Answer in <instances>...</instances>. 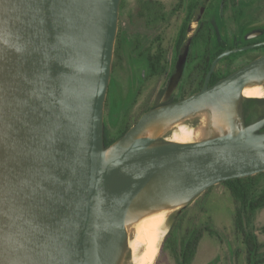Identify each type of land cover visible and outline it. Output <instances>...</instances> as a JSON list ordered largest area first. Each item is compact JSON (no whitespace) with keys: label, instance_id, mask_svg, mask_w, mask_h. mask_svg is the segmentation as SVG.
Masks as SVG:
<instances>
[{"label":"water","instance_id":"1","mask_svg":"<svg viewBox=\"0 0 264 264\" xmlns=\"http://www.w3.org/2000/svg\"><path fill=\"white\" fill-rule=\"evenodd\" d=\"M120 2L0 0V264H119L140 196L146 208L183 209L264 172V115L244 122L240 97L264 78V54L208 86L221 59L264 43L225 50L198 92L148 110L104 147ZM205 105L234 106L242 129L194 143L138 138Z\"/></svg>","mask_w":264,"mask_h":264},{"label":"flooded vegetation","instance_id":"2","mask_svg":"<svg viewBox=\"0 0 264 264\" xmlns=\"http://www.w3.org/2000/svg\"><path fill=\"white\" fill-rule=\"evenodd\" d=\"M246 1L248 0H236L234 8L229 6V9L221 11L223 16V24L221 25L217 24L216 21H208L218 14V7L214 9V5L219 2L218 0H177L172 8L166 6L162 0H138L137 5L130 13L127 11L126 0H121L119 22L123 24V27L119 25L117 55L116 57L113 56V67L122 63L123 56L130 54L128 57L132 73L130 85L134 90L130 100L126 101L122 108L127 105H135L137 93L148 83L156 82L159 84L155 97L157 103L154 101L153 105H164L181 100L183 99L180 98L182 94H192L200 86L203 87L204 82L201 85L199 77L202 73L201 39L205 20H207L211 30L212 39L217 41L218 36H220L225 41L224 45L228 48L226 50L264 43V25L258 23L260 12L254 10V2L258 0ZM241 14L243 19H240L239 15ZM176 17L178 22L175 37L170 47L171 20L172 18L176 19ZM194 24L195 29L192 31ZM148 34H152L151 37ZM193 43H195L194 54L191 53ZM238 53L241 55L235 59L231 58V55L234 54L225 57L228 58V61H224V58L221 59L218 64L221 63L223 67L220 66L221 64H217L214 71L219 70L223 75L229 69L241 68L263 55L264 45L254 46ZM230 60H233L234 63L232 62L231 68H228ZM243 62L245 64L241 65ZM175 76L178 77L175 84V95L164 100L165 93ZM110 89L108 86L107 93L110 92ZM104 126L106 124L103 121V132ZM262 248L261 252L264 253ZM242 249L245 258L243 246ZM240 252V250H235L233 257H238Z\"/></svg>","mask_w":264,"mask_h":264},{"label":"trees","instance_id":"3","mask_svg":"<svg viewBox=\"0 0 264 264\" xmlns=\"http://www.w3.org/2000/svg\"><path fill=\"white\" fill-rule=\"evenodd\" d=\"M218 1V4L214 5V9L218 7V14L214 15L208 21H216L217 24L222 25L221 11L229 9V6L234 8L236 0ZM239 16L240 19H243L242 14ZM210 33L211 30L208 26V22L205 20L201 39L202 73L199 77L201 85L205 80L213 60L222 53V51L228 49L224 45L225 41L221 39L220 36H218L217 41H215L212 39ZM116 52L117 36L113 54L115 57L117 55ZM191 53H195V43L192 44ZM240 55V53H237L231 55V58L235 59ZM227 59L228 58H224L223 60L228 61ZM232 62L233 60L229 61L228 68H231L234 63ZM220 64L221 63L218 65ZM243 64H245V62L241 65ZM237 69L239 68L236 67L235 69H229L223 75H221L219 70H215L211 75L208 86H212L217 81ZM200 89L201 86L197 88L196 92ZM196 92H193L192 94ZM192 94H182L180 98ZM132 106L133 105H127L121 109L112 130L108 129L107 126H104L103 145L105 148L121 138L132 126V124L129 123V114ZM158 106L161 105H153L151 108H144L140 116L137 117L136 122L145 112ZM244 113L248 120H254L264 115V99H245ZM217 186H221L226 190L233 205V232L244 248L246 264H264V253L261 252L262 245L259 243L256 235L257 231H264V226L258 229L255 225L257 214L264 209V172L250 177L229 180L210 187L191 204L174 214L171 225L162 241L161 252L166 254L173 264H192L197 254L199 244L204 236L219 240L220 237L212 225V221L208 214L209 208L207 207L208 197Z\"/></svg>","mask_w":264,"mask_h":264},{"label":"rangeland","instance_id":"4","mask_svg":"<svg viewBox=\"0 0 264 264\" xmlns=\"http://www.w3.org/2000/svg\"><path fill=\"white\" fill-rule=\"evenodd\" d=\"M137 1L138 0H126V7L129 13L132 12V10L135 8V6L137 5ZM162 1H164L166 6H169L170 8H172L177 2V0ZM246 2H249V0ZM254 10L260 12V20L258 21V23L264 25V0H258L254 2ZM221 19L223 20L222 15ZM119 21L120 19L118 17L117 34L119 30V25L120 27H123V24H121ZM177 22V17L176 19L172 18L171 29L169 32L170 47L175 37V29ZM194 29L195 24L193 25V28L191 30L194 31ZM151 35L152 34H150L149 36L151 37ZM123 57L124 59L122 60V63L116 64L114 67V62L112 61L111 75H113V78L111 79L110 75L109 86L111 89L110 92L107 93L104 105L103 121L105 122L107 128L110 130H112L113 126L115 125V122L118 118L119 110L123 106H125L126 101L128 102L132 94L134 93V90L130 85L132 75L128 59V57H130V54H126ZM220 66L223 67L222 64ZM177 80V76L172 79L165 93L164 100H167L172 97V95H175V84L177 83ZM158 89L159 84L156 82L148 83L143 88H141V91L138 92L136 96L137 102L135 105L132 106L131 112L129 114L130 124L133 125L136 122L137 117L140 116L144 108H151L154 104V101L155 103H157L155 97L157 95L156 92ZM242 100H245V98H242ZM107 103L111 104L108 105ZM252 120H248L246 116L244 118V122ZM197 124L198 121L196 119H191L186 123L187 127H193ZM174 133H177L176 129L169 131L164 137L158 138L156 140V144L170 142L169 140L172 138ZM207 207L209 208L208 214L212 221V225L214 229L218 232L220 238L218 240L216 238L204 236L199 244L196 258L193 264H245L242 245L235 237L233 232V205L226 190L223 187L217 186L213 189L211 195H209L208 197ZM177 211L179 210L174 211L170 215L168 223L165 227V235L167 234V231L171 225L172 217L174 216V214L177 213ZM255 225L258 229H260L264 225V209L257 214L255 218ZM256 235L258 241L263 245L262 251H264V232L259 230L257 231ZM162 241L160 242L158 253L152 264H173L169 257L161 252ZM235 250L241 251L239 256L236 258L233 257V253L235 252ZM121 256L122 257H120L121 259L119 260V264H133L131 251L125 245L122 249Z\"/></svg>","mask_w":264,"mask_h":264},{"label":"bare ground","instance_id":"5","mask_svg":"<svg viewBox=\"0 0 264 264\" xmlns=\"http://www.w3.org/2000/svg\"><path fill=\"white\" fill-rule=\"evenodd\" d=\"M240 97L264 99V78L250 80L242 89ZM191 119H196L198 124L187 127L186 123ZM174 129L177 130V133H174L169 141L182 144L237 133L242 129V126L238 110L234 106L219 108L205 105L186 116L153 121L143 129L138 138L158 139ZM110 153L111 149L106 151V157ZM142 201L143 197L140 196L126 217L125 246L131 251L133 264H152L165 235V227L170 215L181 209L184 203L175 201L146 208Z\"/></svg>","mask_w":264,"mask_h":264}]
</instances>
